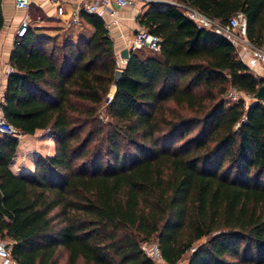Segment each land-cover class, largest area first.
Listing matches in <instances>:
<instances>
[{
	"label": "trees",
	"instance_id": "16d2710c",
	"mask_svg": "<svg viewBox=\"0 0 264 264\" xmlns=\"http://www.w3.org/2000/svg\"><path fill=\"white\" fill-rule=\"evenodd\" d=\"M189 1L220 22L242 11L248 40L263 41L264 0ZM78 15L86 39L27 26L8 53L2 115L20 133L47 127L54 143L14 173L17 137L0 132V239L13 263L60 264L61 249L64 264H156L142 248L153 241L166 264L183 253L184 264H264V103L225 95L264 78L220 32L147 1L135 20L159 47H129L104 104L111 120L92 124L90 144L82 124L116 59L102 17Z\"/></svg>",
	"mask_w": 264,
	"mask_h": 264
},
{
	"label": "built area",
	"instance_id": "2783aa9c",
	"mask_svg": "<svg viewBox=\"0 0 264 264\" xmlns=\"http://www.w3.org/2000/svg\"><path fill=\"white\" fill-rule=\"evenodd\" d=\"M75 7L70 10L68 17L72 20H77L79 17L78 11L82 9L86 12H94L101 16L103 19L104 14H108L109 19H103V24L106 29L112 25L117 24V17L113 13L111 5L117 7L133 6L137 0H73ZM155 1V0H143ZM171 3L182 11V13L191 19L196 26H202L210 28L216 32L223 34L237 50V55L244 60L246 65L257 75L263 73L264 76V39L259 44L255 45L251 43L245 34V16L242 11L238 10L231 13L223 22H220L217 18H211L189 0H159ZM15 7H21L26 9L29 4V0H13ZM140 8L137 9V11ZM64 9L61 2H55V12L57 14L63 13ZM136 11V12H137ZM27 17L23 15L16 26L14 27V36L21 35L27 28ZM122 36V33H118ZM160 37L158 34L148 31L143 25L139 24L131 33L128 41L131 47H144L150 50H157L159 47ZM12 67L9 64L4 66V74L11 71ZM258 76V75H257ZM264 78V77H263ZM240 89L228 88L226 94L233 95ZM263 101V100H262ZM47 129V127L45 128ZM0 132H7L17 136L18 129L11 123H9L0 111ZM149 244V245H148ZM143 250L152 258H160L159 250L155 242L143 243ZM0 264H14L10 255L5 239H0Z\"/></svg>",
	"mask_w": 264,
	"mask_h": 264
},
{
	"label": "rangeland",
	"instance_id": "374dc122",
	"mask_svg": "<svg viewBox=\"0 0 264 264\" xmlns=\"http://www.w3.org/2000/svg\"><path fill=\"white\" fill-rule=\"evenodd\" d=\"M155 1H159V0H155ZM146 3L147 1L144 2L143 0H137L133 6H129V7H135L137 11L138 8H141V9L144 8L146 6ZM25 12L27 13L28 26L36 27L38 31H41L44 33L55 34L57 35V40L62 38V36L63 37L67 36L72 41L83 40L89 36L91 29H92L91 26L85 21H83L80 17H78L77 20H72V19H69L68 15L67 16L58 15L53 10H50V12L43 11L41 8H39L34 3H29L25 9ZM110 30L111 29L108 28L107 32H109ZM111 33H113L112 30H111ZM113 47H114V54H115V59H116V66H121L123 64V60L120 59L118 55L117 46L115 45ZM127 47H131V46H129L128 44ZM142 49L146 50V48H142ZM112 87L113 86L110 84L108 95L104 97L103 100L97 105V110H96L97 116L90 122H83V118H81L80 120L81 122H83L81 137L82 136L84 137V135L86 134V131H88L90 128L93 129V131L89 134L90 144L95 142V135L98 134L94 130V127L92 126V124L97 123L103 126V124H105L106 121L111 120L110 117L107 115V113H105L104 111V104L105 102H107L109 98V94L112 91ZM225 95L231 100H237L239 98L242 99L243 106H245L247 102L254 99L253 97H251L250 93L243 92L242 90L237 91L233 95H229L226 93ZM196 128L197 126H193L192 129L186 132L182 137H186L192 134L193 132H195ZM103 131L104 129L102 130V133ZM99 134L101 133L99 132ZM16 137H17L18 144L15 147V157H17L18 163L20 165L14 166V168H11V169L25 168V167H22V165H27L31 169L33 167L31 166V163L36 154L43 155L44 153L48 151L51 153L53 152L54 143H53L52 138L49 135L48 128L47 129L37 128L32 133L18 132ZM181 138H179V140ZM46 154H50V153H46ZM5 240L8 241L7 239ZM151 242L153 241H150L149 243ZM64 257H65V252L60 249L57 254V259L60 264H64ZM185 257H186V253H183L181 258L175 264H184ZM157 259L159 260V258H154V261L156 263H159Z\"/></svg>",
	"mask_w": 264,
	"mask_h": 264
},
{
	"label": "crops",
	"instance_id": "0c3cea01",
	"mask_svg": "<svg viewBox=\"0 0 264 264\" xmlns=\"http://www.w3.org/2000/svg\"><path fill=\"white\" fill-rule=\"evenodd\" d=\"M55 2H61L64 9L63 13L58 15L67 16L70 10H72L75 7V2L73 0H29V3H34L43 11H47V12H50V10H53L55 12ZM111 8L113 10V13L117 17V24L112 25L109 28L113 31V33H111L110 30L108 34L112 39L113 46L116 45L117 49H119L122 46H128V41L130 39L132 31L139 25L135 20L136 8L129 6L128 8L127 6L117 7L115 5H111ZM0 10L2 15V24L0 26V99H1V93L5 85V76H6V74L3 73V70H4V66L8 64L7 59H8V53L12 45V39L14 36L13 33L14 27L16 26V24L23 15L27 17V13L25 12V9L21 7H15L13 4V0H0ZM109 17L110 16L108 14L103 15L104 20L109 19ZM119 32L122 33V36L118 35ZM257 75L262 78L264 77L263 73ZM46 153H51V152L48 151ZM8 165L10 169L14 168V166L20 165L18 163L17 157H15V151ZM31 166H33V160ZM22 167L25 168L11 169V171L14 173H19L25 170L32 169V168L30 169L27 165H22ZM158 261L159 263L156 264H166L161 258H159Z\"/></svg>",
	"mask_w": 264,
	"mask_h": 264
},
{
	"label": "water",
	"instance_id": "95a60500",
	"mask_svg": "<svg viewBox=\"0 0 264 264\" xmlns=\"http://www.w3.org/2000/svg\"><path fill=\"white\" fill-rule=\"evenodd\" d=\"M128 50H129V47H127V46H122L121 48L118 49V55H119L120 59H122L123 61H125L127 56H128ZM121 71H122L121 66H116L113 69L112 79L110 82V84L112 86H115V84H116V82H117V80L121 74ZM250 94H251V97H253L254 99L264 101V81L257 84L256 87L254 88V90Z\"/></svg>",
	"mask_w": 264,
	"mask_h": 264
}]
</instances>
